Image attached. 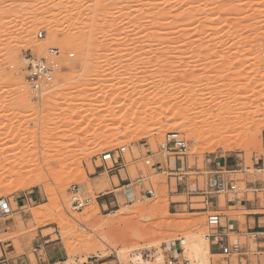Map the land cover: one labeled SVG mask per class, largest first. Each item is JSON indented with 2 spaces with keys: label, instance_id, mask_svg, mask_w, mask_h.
I'll list each match as a JSON object with an SVG mask.
<instances>
[{
  "label": "rangeland",
  "instance_id": "obj_1",
  "mask_svg": "<svg viewBox=\"0 0 264 264\" xmlns=\"http://www.w3.org/2000/svg\"><path fill=\"white\" fill-rule=\"evenodd\" d=\"M64 35L85 43L69 47ZM50 48L75 58L37 95L24 57ZM116 105L123 109L114 115ZM231 109L249 122L264 119V0H0V202L16 214L0 240L13 239L19 253L23 244L57 242L67 264H166L171 250L179 264H198L191 247L210 231L198 214L203 199L175 197L177 190L202 189L205 172L226 161L253 181L264 156V130L261 145L253 128L230 136L234 150L210 143L211 117ZM171 132L186 141L185 155L161 150ZM121 147L118 161H102ZM116 175L124 180L114 177L116 203L102 207L104 182ZM236 178L244 192V174ZM75 186L91 199L82 210L72 206ZM237 242L246 240L232 236ZM209 251L211 264H229Z\"/></svg>",
  "mask_w": 264,
  "mask_h": 264
},
{
  "label": "crops",
  "instance_id": "obj_2",
  "mask_svg": "<svg viewBox=\"0 0 264 264\" xmlns=\"http://www.w3.org/2000/svg\"><path fill=\"white\" fill-rule=\"evenodd\" d=\"M261 166L256 169L254 173V180L249 181V175L245 174L243 170L238 169V173L235 174V180L238 184L236 176L239 173L245 176V188L244 192H237L225 197V206H221L220 198H217L212 205L208 207L210 210L217 211L222 214V226L223 231L228 235L230 243H232V236L240 239H245L246 243L242 244L244 255L237 259L238 264H253L256 259L257 264H264V156L260 158ZM258 164V163H257ZM219 166V165H218ZM225 166L234 168L239 166H229L228 162H225ZM104 173H100L97 179L101 178ZM114 177H117L118 181L124 182L119 175L108 176V181L105 180V186L107 187L100 198H104L101 201L102 207H112L116 202L113 200V191L116 188ZM96 179V178H95ZM200 189V188H199ZM193 195V191L190 188L183 189V192H176L175 197H183ZM243 196V198H241ZM252 196V198H251ZM193 199V197H188ZM196 198H198L196 196ZM200 204V203H199ZM202 205V204H200ZM17 206L19 203L17 202ZM191 207V202L180 204L179 207ZM20 207V206H19ZM10 208V207H9ZM198 214H207L202 208L198 209ZM13 209L10 208V213L0 219V238L9 234L10 226L7 222L8 218L15 217ZM252 237H254V244L257 246L256 251L252 248ZM41 242V243H40ZM62 247L59 243L51 241H39V243L32 242L30 246L23 244L22 252H18L13 239L0 240V264H33L31 261V254L35 256L37 264H67L64 261L62 254ZM210 250L214 256L221 255L220 251L212 245L210 242ZM233 259H229V264ZM110 261H102V259H94L82 264H112ZM81 264V263H76Z\"/></svg>",
  "mask_w": 264,
  "mask_h": 264
},
{
  "label": "built area",
  "instance_id": "obj_3",
  "mask_svg": "<svg viewBox=\"0 0 264 264\" xmlns=\"http://www.w3.org/2000/svg\"><path fill=\"white\" fill-rule=\"evenodd\" d=\"M39 37L42 38L43 34L41 33ZM74 58V53L67 52L63 54L62 50L57 48L48 49L47 54L41 58L35 57L32 54H30L29 57H24L25 67L23 72L26 84L31 91L37 95L49 91L54 86L56 76L63 65ZM160 147L162 151H166L169 154L185 155L188 151L186 141L177 132L168 133L164 143H162ZM126 150V147H121L117 152L108 151L102 155V161L114 163L120 159L121 155H123ZM117 167H121V165L118 164ZM236 173H238V169H227L226 166L207 171L205 172V186L193 192V195L203 199L200 203L204 206L202 209L207 212L206 222L210 228L207 236L208 240L220 251L221 255L228 260L242 257L244 255L243 247L239 242L230 243L228 235L223 231L222 214L210 210L208 207L212 205L217 198L226 197L240 191L235 180ZM148 194L153 195V191H148ZM79 195V187L75 186L73 188L72 197V206L74 210H82L91 203V199ZM124 197L128 202L134 198V188L131 184L124 186ZM9 213L10 208L8 205L4 201L0 202V219L6 217ZM177 245L180 247L182 254H184L186 239L180 238L177 241ZM179 262V258L172 255L171 250L166 264H179Z\"/></svg>",
  "mask_w": 264,
  "mask_h": 264
},
{
  "label": "bare ground",
  "instance_id": "obj_4",
  "mask_svg": "<svg viewBox=\"0 0 264 264\" xmlns=\"http://www.w3.org/2000/svg\"><path fill=\"white\" fill-rule=\"evenodd\" d=\"M167 2V1H166ZM166 4H168V2L166 3ZM170 5V4H169ZM41 21L39 20H37L36 19V21H34V23H32V26L31 27H35V26H37L38 25V23H40ZM65 37L63 38V37H61V38H58L60 41H62V42H66L67 44L69 43V47H76V46H79V45H81L82 46V44L83 43H85V42H83V39L82 38H84V37H80V36H74V35H64ZM62 39V40H61ZM57 40V39H56ZM84 41H85V38H84ZM65 44V43H64ZM80 46V47H81ZM84 46V45H83ZM67 47H68V45H67ZM63 51V50H62ZM166 81H169V79H166ZM21 82V81H20ZM19 82V83H20ZM18 83V84H19ZM21 84V83H20ZM19 84V85H20ZM22 86H23V84H22ZM25 87V84H24V86L23 87H20L21 89H23V91L25 90L26 91V88H24ZM19 88V87H18ZM21 89L19 90L21 93H22V91H21ZM24 91V92H25ZM28 91V90H27ZM161 91V90H160ZM161 92H163V91H161ZM27 93V92H26ZM164 93V92H163ZM162 93V94H163ZM160 94V93H159ZM169 94V93H168ZM106 95H109V94H106ZM59 98H61V96H58ZM122 106H120V105H116V106H114L113 107V110H112V113L114 114V115H117V114H119L121 111H122ZM230 110V109H229ZM234 110V109H233ZM233 110L231 109V111L232 112H230L229 111V113L228 112H226V113H228L226 116H224L223 117V113H220V115H222V116H220V115H218V114H216L217 116L215 117V115H214V117H211V116H213V115H211L210 117L212 118V121H213V123H212V121L210 122V123H212L211 125H209V127H208V130H207V128H206V126H205V128H206V131H205V133L207 132V134L209 135L208 136V139H210L209 141H210V143H211V141L214 143L215 141V144L218 142V144L217 145H223V144H227V145H224L228 150H234V148H235V145H231V141L229 142V140H231V138L234 136L233 135V133L234 134H238V131H241V130H246V131H248L249 129H252L253 128V130H254V132H251L250 134L252 135L253 134V138L256 140H258L259 142H258V145L260 144H262V142H263V139H262V132H263V130H264V119L263 120H252L251 122H249L247 119H244V118H242V117H240V115L239 116H237L236 115V113H238V112H236L235 113V115L234 114H232L233 113ZM261 111L262 110H264V109H260ZM234 111H236V108H235V110ZM259 112V111H258ZM225 114V113H224ZM258 115H261V114H264V112L262 111V113L260 112V114L259 113H257ZM215 118V119H214ZM214 119V120H213ZM251 119V118H250ZM249 119V120H250ZM207 121L209 122V120L207 119ZM204 123V122H203ZM251 123V124H250ZM205 124V123H204ZM249 124H250V126H249ZM76 126H78V124H76ZM178 130L179 129V127H177V128H175V130ZM186 131H188L189 132V134H191V136H193V137H195L196 139H197V141H199L198 139H200L201 140V133H203V132H200L199 133V131H197V129H195L194 127H192V128H189V129H187ZM251 130H249L248 132H250ZM187 132V133H188ZM236 132V133H235ZM242 132V131H241ZM232 134V135H231ZM236 134V135H237ZM239 134L240 135H243V134H241L240 132H239ZM202 136H203V134H202ZM230 136H232V137H230ZM228 137H230V139L228 138ZM235 137V136H234ZM252 137V136H251ZM203 138V137H202ZM195 139V140H196ZM235 142H237V141H235ZM240 142H243V141H240ZM239 141H238V143L239 144H236V146H239V148H244L245 150H246V148L247 147H249V146H244V145H246V144H248V143H246V144H244L245 143V141L243 142V145H241L242 143H240ZM230 143V144H229ZM250 143H252V142H250ZM253 144V143H252ZM249 145V144H248ZM237 148V147H236ZM226 149V150H227ZM243 149V150H244ZM249 149V148H248ZM248 149H247V152H248ZM250 150V149H249ZM47 164H48V162H47ZM78 223H79V220H76ZM209 240H208V238H206L205 240H203V239H197L196 241H195V243L193 244V246L191 247L192 249H193V251H194V259L198 262V264H211L210 263V258H209V255H210V247H209V242H208ZM135 255V254H134ZM138 258L139 259H141V255L139 254L138 255ZM137 259V258H136ZM138 259V260H139Z\"/></svg>",
  "mask_w": 264,
  "mask_h": 264
}]
</instances>
